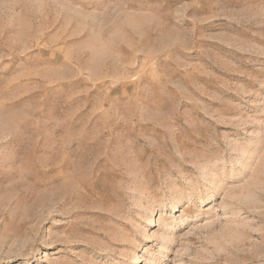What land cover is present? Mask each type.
Wrapping results in <instances>:
<instances>
[{
  "label": "rangeland",
  "instance_id": "374dc122",
  "mask_svg": "<svg viewBox=\"0 0 264 264\" xmlns=\"http://www.w3.org/2000/svg\"><path fill=\"white\" fill-rule=\"evenodd\" d=\"M0 264H264V0H0Z\"/></svg>",
  "mask_w": 264,
  "mask_h": 264
}]
</instances>
